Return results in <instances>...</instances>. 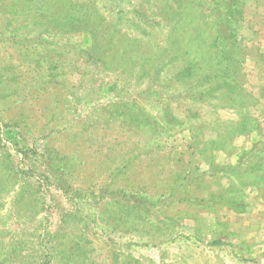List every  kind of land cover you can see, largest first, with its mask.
I'll return each mask as SVG.
<instances>
[{"label": "rangeland", "instance_id": "374dc122", "mask_svg": "<svg viewBox=\"0 0 264 264\" xmlns=\"http://www.w3.org/2000/svg\"><path fill=\"white\" fill-rule=\"evenodd\" d=\"M0 264H264V0H0Z\"/></svg>", "mask_w": 264, "mask_h": 264}]
</instances>
